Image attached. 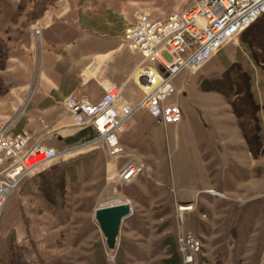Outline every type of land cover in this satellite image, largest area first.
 I'll return each mask as SVG.
<instances>
[{
    "label": "rangeland",
    "instance_id": "obj_1",
    "mask_svg": "<svg viewBox=\"0 0 264 264\" xmlns=\"http://www.w3.org/2000/svg\"><path fill=\"white\" fill-rule=\"evenodd\" d=\"M188 3L0 0V114L16 127L30 116L37 93L52 92L55 75L43 76V54L54 52L62 59L96 25L120 36L139 9L162 16ZM57 22L65 25L60 33L54 28ZM241 33L200 69H182L173 77L175 89L164 103L179 106L177 122L163 125L139 107L118 133L123 146L119 154L86 146L60 154L23 176L14 188L18 198L6 201L0 216L3 263L162 264L166 239L172 238L182 253L179 237L191 232L197 249L185 264H264V144L253 156L226 96L198 88L203 77L217 75L237 61L250 74L264 125V36L254 38L251 49ZM252 50L258 53L257 60ZM238 75L241 84L244 79ZM65 78L60 90H66L49 109L50 117L45 118V112L36 121L39 131H48L50 142L45 144L58 150L84 140H65L81 129L63 107L73 77ZM140 97V89L130 80L120 100L135 102ZM250 109L244 122H251ZM58 133L64 138L59 139ZM127 160L141 161L143 168L122 182L116 172ZM54 165L63 169L64 182L60 190L58 170L47 174L55 190L51 202L39 187L42 173ZM119 199L130 203L131 212L121 221L115 245L109 247L93 213L98 205Z\"/></svg>",
    "mask_w": 264,
    "mask_h": 264
},
{
    "label": "built area",
    "instance_id": "obj_2",
    "mask_svg": "<svg viewBox=\"0 0 264 264\" xmlns=\"http://www.w3.org/2000/svg\"><path fill=\"white\" fill-rule=\"evenodd\" d=\"M263 12L264 0H189L184 8L163 17L152 16L145 9L135 11L123 27L117 46H125L134 55L123 80L98 76L90 89L72 91L63 98L64 110L73 122L93 131L82 142L58 150L41 140L32 141L29 128L15 130L11 118L0 114V216L22 177L54 157L86 146H100L111 156L122 152L118 133L139 107H145L163 125L177 122L179 106L164 103L166 95L175 89L173 77L182 69H200ZM130 80L140 89L141 97L135 102L121 101ZM142 168L141 161L127 160L116 177L127 182ZM179 240L183 260H192L197 238L186 232Z\"/></svg>",
    "mask_w": 264,
    "mask_h": 264
},
{
    "label": "crops",
    "instance_id": "obj_3",
    "mask_svg": "<svg viewBox=\"0 0 264 264\" xmlns=\"http://www.w3.org/2000/svg\"><path fill=\"white\" fill-rule=\"evenodd\" d=\"M165 15L159 17H163ZM78 22L81 24L80 21ZM63 27H65L64 23L62 24L59 22H57V24L54 26V28H56L59 33L60 31L62 32L64 29ZM119 37L120 36H118V33L115 34L113 31L103 30L100 28L98 29V26L96 25L89 32L87 37L79 41L70 51L66 53L64 58L60 59L59 55H55L54 52H47L46 55L43 54L41 61L43 76L45 75L48 77L49 74L53 73L55 75V84L53 86L52 92L49 94L47 93L45 96H43V94L39 95L37 93V95H35L32 99L33 103L31 104L32 111L30 112V116L24 118L18 125H16V127H14V129L18 130L23 126L26 127L29 125V130L32 133V141L41 140L44 143H49L50 140L48 131H39L37 126L38 123H36V121L39 120L42 116L41 114L45 112H47L45 113V118L50 117L49 109L55 106V103L60 101L59 99L62 97L64 93L63 91L66 90H60L62 84L65 81L64 79H66L65 77L69 75H72L73 77L68 83V92L66 94L72 91L80 92L84 91L85 89H90L94 83V80L98 78V76L111 77L112 81H122L126 71L130 67V64L133 62L134 55L133 53H130V51L123 45L117 48L119 44ZM77 39V36L72 37L71 42L69 40L67 43H72ZM64 43L65 42L63 41V44ZM58 61L59 64H56ZM109 62H112V64L109 65ZM117 63L118 65H116ZM82 64L83 66L81 67ZM219 73L220 71H218L216 74L218 75ZM128 101L131 102V100ZM57 136L59 139H63L65 135L58 133ZM16 193L17 192L13 189L6 201H11L13 197H17ZM25 193L26 192H24V195L27 196Z\"/></svg>",
    "mask_w": 264,
    "mask_h": 264
},
{
    "label": "trees",
    "instance_id": "obj_4",
    "mask_svg": "<svg viewBox=\"0 0 264 264\" xmlns=\"http://www.w3.org/2000/svg\"><path fill=\"white\" fill-rule=\"evenodd\" d=\"M240 36L241 39L247 42L252 49L253 39L264 36V12L252 21ZM261 49L264 52V48L262 46ZM252 55L256 60L259 57L258 53L256 54L253 50ZM240 68L241 65L237 63V61H231L220 74L203 77L199 81L198 86L202 90H215L226 96L232 112L238 119V124L242 136L247 143L249 152L253 156H258L259 153L262 152V149L260 150L259 147L264 144V125L260 113L261 106L258 101L256 90L252 86L249 72ZM234 74L236 75L234 76ZM238 74H240L241 77L243 76L244 79L241 84ZM250 107L252 108V111L251 113H248V115L250 116L249 119L251 122H244L242 118L248 110H251ZM247 123L250 125H247ZM92 135L93 131L88 127H84L81 128L77 134L67 136L65 140L67 142H73L78 138L85 139ZM50 170H54L55 172L58 169H56L54 165L49 170L44 171L42 173V182L40 183L39 188L45 198L52 202L55 201V190L52 187L53 181L51 177L47 175ZM57 176H59L58 183L60 184V190H62L64 182L63 169L58 170ZM166 244H168L167 254L162 257L161 263L185 264L183 255L177 249L172 238L168 237V239H166ZM11 260H13V258H11ZM0 264H4L2 258H0Z\"/></svg>",
    "mask_w": 264,
    "mask_h": 264
},
{
    "label": "water",
    "instance_id": "obj_5",
    "mask_svg": "<svg viewBox=\"0 0 264 264\" xmlns=\"http://www.w3.org/2000/svg\"><path fill=\"white\" fill-rule=\"evenodd\" d=\"M131 212V205L127 200L101 204L95 207L94 217L104 233L109 247L115 245L121 221Z\"/></svg>",
    "mask_w": 264,
    "mask_h": 264
},
{
    "label": "bare ground",
    "instance_id": "obj_6",
    "mask_svg": "<svg viewBox=\"0 0 264 264\" xmlns=\"http://www.w3.org/2000/svg\"><path fill=\"white\" fill-rule=\"evenodd\" d=\"M185 204H186V203H185ZM182 205H183V204H180V207H179L180 209H182ZM188 206H189V205H188ZM115 241H116V240H115Z\"/></svg>",
    "mask_w": 264,
    "mask_h": 264
}]
</instances>
